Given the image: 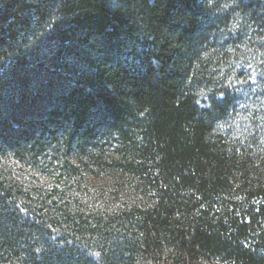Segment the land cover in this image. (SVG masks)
I'll return each instance as SVG.
<instances>
[{"label": "trees", "instance_id": "trees-1", "mask_svg": "<svg viewBox=\"0 0 264 264\" xmlns=\"http://www.w3.org/2000/svg\"><path fill=\"white\" fill-rule=\"evenodd\" d=\"M0 264H264V0H0Z\"/></svg>", "mask_w": 264, "mask_h": 264}]
</instances>
